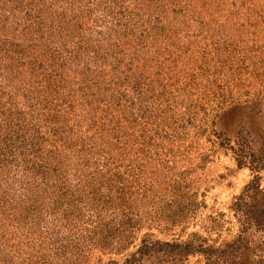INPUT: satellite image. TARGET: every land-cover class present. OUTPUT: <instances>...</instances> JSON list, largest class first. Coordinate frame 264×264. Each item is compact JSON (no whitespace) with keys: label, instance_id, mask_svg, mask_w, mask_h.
Here are the masks:
<instances>
[{"label":"rangeland","instance_id":"374dc122","mask_svg":"<svg viewBox=\"0 0 264 264\" xmlns=\"http://www.w3.org/2000/svg\"><path fill=\"white\" fill-rule=\"evenodd\" d=\"M0 264H264V0H0Z\"/></svg>","mask_w":264,"mask_h":264},{"label":"trees","instance_id":"16d2710c","mask_svg":"<svg viewBox=\"0 0 264 264\" xmlns=\"http://www.w3.org/2000/svg\"><path fill=\"white\" fill-rule=\"evenodd\" d=\"M23 52V50H19V53H22ZM56 73L54 72L53 73V75H55ZM7 78V77H6ZM159 92H163L162 90H160ZM204 93H205V90H204ZM208 95H210L209 93H208ZM159 96H161L160 94H159ZM180 99V98H179ZM222 100H224L225 98H221ZM168 100H169V96L166 98V100H165V104L168 102ZM179 101H181V102H183L182 100H179ZM181 102H179V105H181L182 103ZM186 103H188V101L186 102ZM159 105H160V103H159ZM163 105H164V103H163ZM218 105L219 104H217L216 105V107H218ZM167 108H169L167 105H165ZM166 107H158V108H160V109H158V113H159V115H160V117H163V115H164V113H165V111H166ZM154 108V107H153ZM152 108V109H153ZM169 110V109H168ZM158 115V116H159ZM163 119V118H162ZM124 152H127V154H128V152H129V149H124ZM117 156V155H116ZM115 156V157H116ZM119 156V155H118ZM117 156V157H118ZM125 156H122V154H121V158H124ZM113 161V160H112ZM68 191V189H65L64 191H63V195H65V193ZM119 192V195H125L126 196V194H128V190L126 191V193H124V190L123 189H121V190H119L118 191ZM121 192V193H120ZM73 192H71V194H72ZM70 195V194H69ZM126 198H128V197H126ZM71 203H73V201H70ZM126 201L124 200L123 201V203H125ZM157 247V249H162V248H168V249H174V248H176V247H179V245H177V244H175V242H173V244H169V243H167V242H159V241H154V242H152V243H150V244H146V243H144V244H142V246H141V248H139V251H141L142 250V248H146V247ZM144 250H146V249H144Z\"/></svg>","mask_w":264,"mask_h":264}]
</instances>
